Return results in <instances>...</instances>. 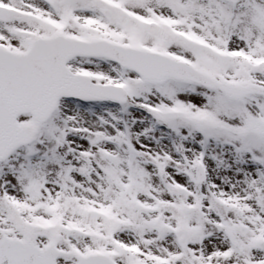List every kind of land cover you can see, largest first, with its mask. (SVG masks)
<instances>
[{
	"label": "snow or ice",
	"instance_id": "1",
	"mask_svg": "<svg viewBox=\"0 0 264 264\" xmlns=\"http://www.w3.org/2000/svg\"><path fill=\"white\" fill-rule=\"evenodd\" d=\"M0 264H264V0H0Z\"/></svg>",
	"mask_w": 264,
	"mask_h": 264
}]
</instances>
